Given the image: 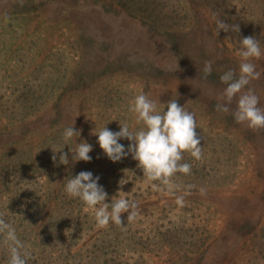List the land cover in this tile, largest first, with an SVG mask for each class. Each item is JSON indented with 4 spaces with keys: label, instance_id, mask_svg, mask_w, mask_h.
<instances>
[{
    "label": "rangeland",
    "instance_id": "374dc122",
    "mask_svg": "<svg viewBox=\"0 0 264 264\" xmlns=\"http://www.w3.org/2000/svg\"><path fill=\"white\" fill-rule=\"evenodd\" d=\"M217 19L240 33L217 35ZM249 36L264 50V0H0V220L10 226L0 228V264L13 248L26 264H264V128L236 122L240 94L226 103L220 79L239 77ZM250 62L260 76L241 94L251 89L264 110V54ZM142 93L158 112L177 100L202 138L201 158L185 152L191 171L167 185L131 156L111 162L93 135L139 130L130 109ZM73 124L81 135L62 149L69 164L60 153L54 162ZM81 141L92 160L73 164ZM81 171L100 177L106 202L134 201L135 219L98 227L64 192Z\"/></svg>",
    "mask_w": 264,
    "mask_h": 264
},
{
    "label": "clouds",
    "instance_id": "9594fccd",
    "mask_svg": "<svg viewBox=\"0 0 264 264\" xmlns=\"http://www.w3.org/2000/svg\"><path fill=\"white\" fill-rule=\"evenodd\" d=\"M220 30L240 33L238 24H227L222 19L216 20V32ZM241 63L239 66V77L229 70L221 77V81L227 85L224 89L223 98L226 103H231L233 98L239 95L237 110L234 118L237 123H246L249 128H264V110L258 107L259 97L251 89L241 94L242 90L252 79H258L260 73L255 70V65L250 61L258 59L264 54L260 42L253 36L240 39ZM205 78L212 72L211 62H207L203 69ZM165 108L167 110H165ZM162 112L157 111V105L149 100L147 95L142 93L135 97L131 111L136 114L137 124L143 126L139 130H130L127 124H120L118 131L106 127L98 132L93 130V135L98 137L97 143L103 154L113 163L131 156L137 161V168L141 169L143 176L148 181H159L162 184H169L170 178L177 172L188 174L191 165L180 163L185 152L199 160L201 158V137L198 135L197 122L194 114L180 106L177 100L168 101ZM219 111L227 112L229 109L224 105H217ZM95 129V128H94ZM81 135L74 124L66 127L62 133L63 147L53 150L52 160L56 162L59 155V164L68 165V153H63L65 145L74 136ZM122 140L129 141L127 147L120 143ZM72 162H91L93 151L92 145L86 141L77 143L75 149H70ZM39 153V152H38ZM37 153V154H38ZM100 177L94 176L91 171H81L75 177L67 180L64 185V192L69 198H77L88 208L95 212V221L98 227H107L110 223L123 226L122 214L127 213V220H134L138 205L127 198H111L108 200V193L103 185L99 184ZM156 186L155 184L153 185ZM0 228L10 229V226L0 220ZM9 236L14 239V233L9 230ZM10 264H26V260L15 248L12 249Z\"/></svg>",
    "mask_w": 264,
    "mask_h": 264
},
{
    "label": "trees",
    "instance_id": "16d2710c",
    "mask_svg": "<svg viewBox=\"0 0 264 264\" xmlns=\"http://www.w3.org/2000/svg\"><path fill=\"white\" fill-rule=\"evenodd\" d=\"M1 133H4V132H0V134ZM1 136H3V135H1ZM40 167H41V160H39V158H37V160H36V168L34 169V171L36 170V172H38V170L40 169ZM31 168L32 169L34 168L33 163H31ZM39 175H41V174L39 173Z\"/></svg>",
    "mask_w": 264,
    "mask_h": 264
}]
</instances>
